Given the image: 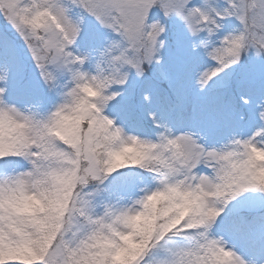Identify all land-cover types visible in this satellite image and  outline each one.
<instances>
[{
    "label": "snow or ice",
    "instance_id": "1",
    "mask_svg": "<svg viewBox=\"0 0 264 264\" xmlns=\"http://www.w3.org/2000/svg\"><path fill=\"white\" fill-rule=\"evenodd\" d=\"M0 264H264V0H0Z\"/></svg>",
    "mask_w": 264,
    "mask_h": 264
}]
</instances>
